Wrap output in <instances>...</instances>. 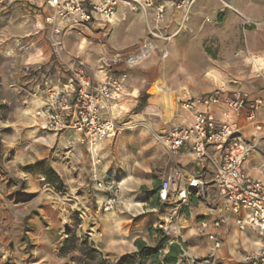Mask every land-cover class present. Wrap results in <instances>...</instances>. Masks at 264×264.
Instances as JSON below:
<instances>
[{
	"label": "clouds",
	"instance_id": "9594fccd",
	"mask_svg": "<svg viewBox=\"0 0 264 264\" xmlns=\"http://www.w3.org/2000/svg\"><path fill=\"white\" fill-rule=\"evenodd\" d=\"M28 2L0 37L29 38L0 65V264H264V0Z\"/></svg>",
	"mask_w": 264,
	"mask_h": 264
},
{
	"label": "rangeland",
	"instance_id": "374dc122",
	"mask_svg": "<svg viewBox=\"0 0 264 264\" xmlns=\"http://www.w3.org/2000/svg\"><path fill=\"white\" fill-rule=\"evenodd\" d=\"M34 10H36V5L31 4L28 2V0H16L15 4L13 6H10L5 11H0V37H3V28L5 26H8L13 31L20 28L22 24H24L31 16L35 14ZM220 36H214L212 37L207 43L209 44L210 48L213 50L219 52L221 50H224L227 52L230 50V47L233 43V40L231 38L225 40L223 39V44L227 45L228 47L224 46V49H221V46L223 45ZM29 38H22L20 36H9L6 39H3L2 42H0V65H2L7 57L6 53L11 49H16L17 51H20L23 49L24 46L27 45ZM222 44V45H221ZM55 69H50V73H54ZM38 77V74L36 72H32L29 74V78H36ZM5 92V86L3 82V77H0V96L6 95ZM7 106L0 105V115H3L7 112ZM12 129L5 128L0 129V134H11ZM103 264H112L111 261H104Z\"/></svg>",
	"mask_w": 264,
	"mask_h": 264
},
{
	"label": "crops",
	"instance_id": "0c3cea01",
	"mask_svg": "<svg viewBox=\"0 0 264 264\" xmlns=\"http://www.w3.org/2000/svg\"><path fill=\"white\" fill-rule=\"evenodd\" d=\"M240 0H237V3H239ZM222 44H223V38H220ZM243 40V37H241V41ZM249 41L253 46H264V36H258V35H253L251 37H249ZM221 44V45H222ZM226 46V48L228 47L227 45L223 44L221 46V49H224ZM218 264H222V262H218Z\"/></svg>",
	"mask_w": 264,
	"mask_h": 264
},
{
	"label": "trees",
	"instance_id": "16d2710c",
	"mask_svg": "<svg viewBox=\"0 0 264 264\" xmlns=\"http://www.w3.org/2000/svg\"><path fill=\"white\" fill-rule=\"evenodd\" d=\"M127 264H138L139 257L135 255L126 258ZM167 264H175V260L172 258L167 259Z\"/></svg>",
	"mask_w": 264,
	"mask_h": 264
}]
</instances>
